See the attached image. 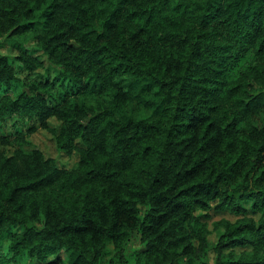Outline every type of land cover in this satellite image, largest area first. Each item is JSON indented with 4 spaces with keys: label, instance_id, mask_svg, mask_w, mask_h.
I'll return each mask as SVG.
<instances>
[{
    "label": "trees",
    "instance_id": "1",
    "mask_svg": "<svg viewBox=\"0 0 264 264\" xmlns=\"http://www.w3.org/2000/svg\"><path fill=\"white\" fill-rule=\"evenodd\" d=\"M39 127L78 161L25 148ZM213 203L261 214L211 228ZM110 241L107 264H264V0H0V264Z\"/></svg>",
    "mask_w": 264,
    "mask_h": 264
},
{
    "label": "rangeland",
    "instance_id": "2",
    "mask_svg": "<svg viewBox=\"0 0 264 264\" xmlns=\"http://www.w3.org/2000/svg\"><path fill=\"white\" fill-rule=\"evenodd\" d=\"M39 71H44V69H39ZM21 73H23L21 71ZM24 74V73H23ZM51 124L54 126L59 125V121L57 119H51ZM27 138L30 140V143L25 144L24 147L27 149H31L34 147H38L45 152L47 156L56 157L61 165H66L68 167L73 166L79 159L78 152H73L72 154H67L61 150H59L57 146V139L55 133L52 132L50 129H46L43 127H39L31 134H27ZM249 207V211L247 214H236L229 210H219L215 208V203L212 204L210 209L201 210L200 208L196 209V213H199L204 221H207L209 225H214L215 222L228 218V219H238L244 215L253 216L256 219L260 216V212L253 210L251 208V204H246ZM208 213L209 215L206 216L205 214ZM212 238H215V234H211ZM140 244L138 237H133L131 242L129 243L128 247L133 248L134 246H138ZM116 254L115 246L112 241L108 243V251L104 254V264H107L109 259L114 257ZM121 262V261H118ZM20 264H24L20 262ZM35 264H46V261H37Z\"/></svg>",
    "mask_w": 264,
    "mask_h": 264
}]
</instances>
